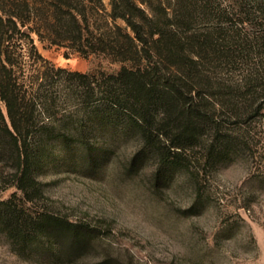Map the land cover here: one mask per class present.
<instances>
[{
    "label": "trees",
    "instance_id": "trees-1",
    "mask_svg": "<svg viewBox=\"0 0 264 264\" xmlns=\"http://www.w3.org/2000/svg\"><path fill=\"white\" fill-rule=\"evenodd\" d=\"M36 40L120 67L55 66ZM252 52L261 68L235 78ZM254 122L264 127V0H0V180L15 187L0 230L16 243L53 255L88 243L82 222L38 206L56 155L130 147L127 172L151 159L154 187L183 174L196 203L201 171L245 151Z\"/></svg>",
    "mask_w": 264,
    "mask_h": 264
},
{
    "label": "rangeland",
    "instance_id": "rangeland-1",
    "mask_svg": "<svg viewBox=\"0 0 264 264\" xmlns=\"http://www.w3.org/2000/svg\"><path fill=\"white\" fill-rule=\"evenodd\" d=\"M36 45L55 66L71 71L120 67L102 55L84 57L38 40ZM258 67L260 59L252 52L232 75ZM252 125L245 151L201 171L202 198L196 203L183 174L154 187L151 159L127 172L130 147H114L104 161V156L56 155L40 169L44 196L38 206L86 225L87 245L53 255L47 244L22 245L0 230V264H264V127ZM14 191L0 180V199Z\"/></svg>",
    "mask_w": 264,
    "mask_h": 264
}]
</instances>
